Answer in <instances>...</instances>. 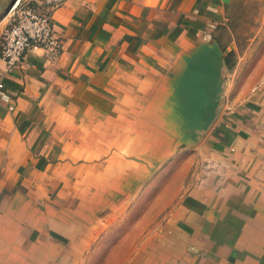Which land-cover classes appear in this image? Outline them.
Here are the masks:
<instances>
[{
  "label": "crops",
  "instance_id": "crops-1",
  "mask_svg": "<svg viewBox=\"0 0 264 264\" xmlns=\"http://www.w3.org/2000/svg\"><path fill=\"white\" fill-rule=\"evenodd\" d=\"M232 1L65 0L53 15L60 55L28 53L9 70L0 60V264L86 251L62 248L73 244L77 210L91 221L84 206L102 189L95 161L110 156L115 111L133 108L127 95L166 85L180 93L182 78L190 115L201 119L191 125L209 127L206 154L223 163L206 171L205 209L189 212V242H219L218 251L205 244L221 255L214 264H264V65L240 68ZM69 197L84 199L79 209ZM84 228L91 232L78 243L88 246L95 229Z\"/></svg>",
  "mask_w": 264,
  "mask_h": 264
},
{
  "label": "rangeland",
  "instance_id": "rangeland-1",
  "mask_svg": "<svg viewBox=\"0 0 264 264\" xmlns=\"http://www.w3.org/2000/svg\"><path fill=\"white\" fill-rule=\"evenodd\" d=\"M10 0H0V21L7 22ZM232 45L242 57L240 68L264 65V0H233L228 9ZM231 54L229 66L236 64ZM227 66V65H226ZM177 81V80H176ZM175 81V87L177 82ZM180 93L166 85L160 94L127 95L123 103L131 109L115 111L116 141L110 142V156L96 159L102 186L95 198H89L86 209L91 221L77 219L71 223L68 241L74 245L62 249L86 250L79 254L53 253L25 255V261L41 264H212L220 262L214 252L221 244L215 239L195 238L190 243L189 212L205 209L206 171L220 172L221 158L211 160L206 154L205 135L209 127L191 125L187 79ZM182 85V84H181ZM219 103L221 94L217 96ZM122 98L118 97L117 102ZM122 104V103H120ZM119 104V105H120ZM175 106L177 108L172 109ZM216 107L219 108L217 105ZM215 110L214 113H218ZM210 175V174H209ZM97 176V175H95ZM53 192L49 194L51 196ZM51 197L48 198L50 200ZM70 206L79 209L83 200L69 197ZM88 205V206H87ZM196 205V206H195ZM195 206V207H194ZM73 209V210H74ZM72 210V211H73ZM73 214V212H70ZM88 218V219H89ZM95 229L86 246L79 239ZM203 234V233H202ZM193 239V238H192ZM82 240H84L82 238ZM85 246V248L83 247ZM53 262V263H52Z\"/></svg>",
  "mask_w": 264,
  "mask_h": 264
},
{
  "label": "built area",
  "instance_id": "built-area-1",
  "mask_svg": "<svg viewBox=\"0 0 264 264\" xmlns=\"http://www.w3.org/2000/svg\"><path fill=\"white\" fill-rule=\"evenodd\" d=\"M64 1L10 0L0 33V60L6 69L23 63L28 53L41 52L49 59L60 55L63 43L54 31L53 15Z\"/></svg>",
  "mask_w": 264,
  "mask_h": 264
}]
</instances>
